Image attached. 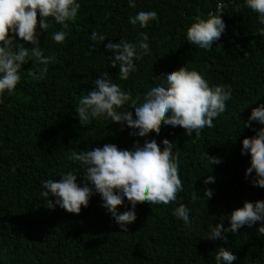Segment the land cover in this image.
Listing matches in <instances>:
<instances>
[{
  "label": "trees",
  "instance_id": "16d2710c",
  "mask_svg": "<svg viewBox=\"0 0 264 264\" xmlns=\"http://www.w3.org/2000/svg\"><path fill=\"white\" fill-rule=\"evenodd\" d=\"M80 2V12L69 22L63 44L51 39L59 25L41 36L42 50L46 56H55L56 62L46 74L42 66L26 64L15 94L0 105V264H214L218 246L228 247L237 256L234 264H264V237L256 231L259 225L230 234L227 244L203 239L211 225L227 220L245 201L264 200V189L251 187L245 179L250 157L240 154L241 141L254 132L242 129L239 119L246 121L252 108L264 104V37L255 33L256 15L243 6V0H223L226 32L213 49L204 51L190 45L185 33L194 18L207 19L209 12H215L218 0H136L135 9L128 7L127 0ZM139 11H155L158 20L147 29L134 28L128 17ZM92 31L106 41H92ZM140 32L149 36L151 55L136 62L137 71L121 81L118 69L110 68L111 53L105 51L104 43L134 42ZM185 64L210 85L230 86L232 99L225 113L214 120L215 127L205 128L198 137L184 135L179 126L162 125L149 133L158 144L168 139L179 150L184 191L177 202L167 206L138 202L136 219L127 233L120 232L98 195L79 215L46 209L41 183L68 171L83 178L82 170L69 158L72 150L107 143L131 149L138 139L110 120L80 126L74 108L98 74L108 73L135 98L159 82L154 76ZM29 69L43 78L36 79ZM253 127L258 130L260 125ZM205 153L223 162L211 169ZM208 174L215 183L204 186L203 177ZM205 187L214 192L209 200L204 197ZM180 203L191 209V229L172 215ZM118 211H124V206Z\"/></svg>",
  "mask_w": 264,
  "mask_h": 264
},
{
  "label": "clouds",
  "instance_id": "9594fccd",
  "mask_svg": "<svg viewBox=\"0 0 264 264\" xmlns=\"http://www.w3.org/2000/svg\"><path fill=\"white\" fill-rule=\"evenodd\" d=\"M127 3L130 8L137 7L136 0H127ZM243 6L256 15L259 27L255 33L264 37V0H243ZM222 7L223 0H218L217 10L209 12L207 19L194 18L185 33L190 45L210 51L221 40L226 32ZM80 9V0H0V105L15 94L26 72L23 70L26 64L42 66L45 74L49 71V65L54 64L56 58L45 55L41 36L59 25V30L51 33V39L63 44L69 22L77 18ZM157 20L155 11H139L128 17V23L138 29H147ZM91 40L104 42L106 37L92 31ZM104 48L111 53L107 57L110 68L118 69L121 81H127L137 71L136 62L151 55L146 32H140L134 42L120 39L119 43H104ZM27 72L36 79L43 78L31 69ZM154 77L159 82L142 96L133 98L108 73L98 74L91 90L81 95L74 108L80 126H88L93 120H110L120 131L127 130L131 137L138 139L131 149L107 143L84 151L72 150L69 158L82 170L83 178L68 171L59 179L41 183L40 195L46 209L59 208L79 215L82 208L89 207L91 198L98 195L101 207L120 232L127 233L128 225L136 219L134 209L138 202L164 206L177 202L178 194L184 191L179 176V150L168 139L158 144L149 133L159 131L162 125L173 129L179 126L184 135L198 137L205 128L215 127L214 120L225 113L227 102L232 99V89L226 85H210L197 70H190L186 64L175 71L166 69L162 75ZM239 121L242 129L254 132L253 136L241 141V156L250 157L245 179L251 187L264 189V104L252 108L246 121ZM253 125L260 127L257 130ZM205 158L211 169L223 162L206 153ZM213 183V175L203 177L204 186ZM213 195V190L205 187L204 197L209 200ZM121 206L124 211H118ZM190 213L191 209L184 203L172 210L173 217L189 229L192 227ZM227 217L215 226L210 224L211 230L203 239L227 244L230 234L235 236L240 229L256 225H259L257 235L264 237V200L245 201L243 207L233 210ZM215 253L214 264H234L237 260L225 246H218Z\"/></svg>",
  "mask_w": 264,
  "mask_h": 264
}]
</instances>
